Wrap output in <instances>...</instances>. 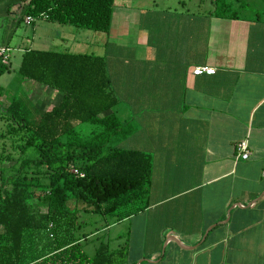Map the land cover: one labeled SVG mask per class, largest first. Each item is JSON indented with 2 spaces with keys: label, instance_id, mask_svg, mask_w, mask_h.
Returning a JSON list of instances; mask_svg holds the SVG:
<instances>
[{
  "label": "crops",
  "instance_id": "0c3cea01",
  "mask_svg": "<svg viewBox=\"0 0 264 264\" xmlns=\"http://www.w3.org/2000/svg\"><path fill=\"white\" fill-rule=\"evenodd\" d=\"M229 1L236 16L216 15L213 0H115L102 35L25 20L34 27L30 46L15 41L22 2L19 16L5 25L0 19L10 59L27 48L48 50L32 47L45 43L37 28L88 30L76 43L104 59L108 92L119 101L100 116L127 121L111 144L151 158L143 210L121 220L104 216L90 233L79 227L83 248L101 236L94 255L104 245L110 264H264V19ZM197 66L215 73L195 75ZM20 87L38 110L34 102L49 110L63 97L27 79ZM77 127L83 137L100 130ZM244 138L249 158L236 159Z\"/></svg>",
  "mask_w": 264,
  "mask_h": 264
},
{
  "label": "trees",
  "instance_id": "16d2710c",
  "mask_svg": "<svg viewBox=\"0 0 264 264\" xmlns=\"http://www.w3.org/2000/svg\"><path fill=\"white\" fill-rule=\"evenodd\" d=\"M20 1L26 17L96 32L108 31L115 5V0ZM213 2L216 15H237L231 12L229 0ZM9 66L0 61V77ZM17 72L22 79L62 92L63 97L42 113L19 98L7 107L24 131L21 153L36 149L38 156L21 160L11 189L0 185V264H110L104 245L89 256L79 243L85 235H77L80 213L121 220L143 210L151 158L145 152L111 144L127 121L114 114L100 116L119 102L108 92L104 59L27 48ZM79 123L94 124L100 130L83 137ZM30 166L31 176L21 173ZM74 168L79 174L73 173ZM44 170L47 184L41 181ZM33 198L45 203L44 207L32 211L29 201Z\"/></svg>",
  "mask_w": 264,
  "mask_h": 264
},
{
  "label": "rangeland",
  "instance_id": "374dc122",
  "mask_svg": "<svg viewBox=\"0 0 264 264\" xmlns=\"http://www.w3.org/2000/svg\"><path fill=\"white\" fill-rule=\"evenodd\" d=\"M203 3H206L207 0H201ZM239 1L244 6V13L248 17L256 18L258 15L261 16V19H264V0H233ZM21 7L20 0H0V19H4L2 25H5L7 19L15 18L19 16V8ZM233 10V6L231 4V12ZM21 21L16 31V42H22L24 46H30V38L33 35L34 27L33 24H26V16L20 15ZM2 19V20H3ZM9 19V20H10ZM36 24L40 23L44 25L45 22L42 20H36ZM1 28V27H0ZM88 30H78L75 27H62V26H45L37 28L38 37H43L45 43L40 45H33V48H41L55 51H70V52H91L94 48L91 46L78 45L76 40H81L84 35V32ZM99 35H102L99 32ZM39 43V38L36 39ZM35 41V42H36ZM41 42V41H40ZM36 44V43H35ZM36 46V47H34ZM72 46V47H71ZM71 47V48H70ZM13 53L12 58L10 59L11 68L7 72H5L0 77V88L2 89V96L0 97V170L3 171V179L0 178V185L3 184L4 188L11 189V180L17 174V171L20 166V162L23 158H36L38 156V151L36 149H29L24 154L21 153V149L19 148L20 143H23L24 140V131L21 128L20 124L17 120L13 119L9 116V112L7 111V107L10 105L13 98H16L20 101L26 100L28 102V107L35 109L36 111L42 113L45 110V103L36 101L39 108H35L32 104V97H30V92H25L24 89L20 87V82L22 80L21 76L17 72V66L20 63V54ZM44 98V96H43ZM43 101H45L43 99ZM55 102V100H54ZM52 103L48 104L51 106ZM91 136V133L88 134ZM31 166L25 168L21 173L31 176ZM43 169V168H42ZM77 169H73L74 171ZM19 173V172H18ZM47 171L44 170L41 174V181L45 184L48 183V179L46 177ZM7 180L6 183H3V180ZM43 193L45 189H40ZM45 203L40 202L37 198H33L29 201V206L32 211H37L40 208H43ZM104 217L100 214H93L88 212H81L79 217V222L81 225L82 233H90L97 226L101 224V219ZM107 219H110L109 216H105ZM86 222L87 224H83ZM101 240V236H94L90 238L85 246L84 250L91 256L94 255L96 247L98 246Z\"/></svg>",
  "mask_w": 264,
  "mask_h": 264
},
{
  "label": "built area",
  "instance_id": "2783aa9c",
  "mask_svg": "<svg viewBox=\"0 0 264 264\" xmlns=\"http://www.w3.org/2000/svg\"><path fill=\"white\" fill-rule=\"evenodd\" d=\"M33 20L31 17H26V22L30 23ZM11 49L5 45L0 44V61L3 63H7L10 59ZM215 73V69L208 66H197L193 70V74L202 75L207 74L211 75ZM250 150L248 145V140L246 138L239 140L235 145V156L236 159L246 160L249 158ZM74 173L79 174L78 170H75ZM82 177L83 174H80Z\"/></svg>",
  "mask_w": 264,
  "mask_h": 264
}]
</instances>
